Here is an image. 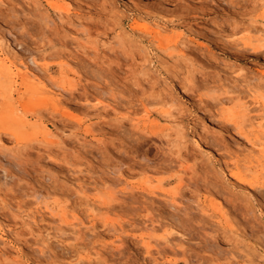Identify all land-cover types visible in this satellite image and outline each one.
Segmentation results:
<instances>
[{
	"label": "rangeland",
	"instance_id": "obj_1",
	"mask_svg": "<svg viewBox=\"0 0 264 264\" xmlns=\"http://www.w3.org/2000/svg\"><path fill=\"white\" fill-rule=\"evenodd\" d=\"M0 50V264H264V0H0Z\"/></svg>",
	"mask_w": 264,
	"mask_h": 264
},
{
	"label": "bare ground",
	"instance_id": "obj_2",
	"mask_svg": "<svg viewBox=\"0 0 264 264\" xmlns=\"http://www.w3.org/2000/svg\"><path fill=\"white\" fill-rule=\"evenodd\" d=\"M59 12V11H58ZM258 41L262 44V39H258ZM0 52H3L2 50H0ZM22 67V66H21ZM38 60L37 59H35L34 57H32L31 59H30V63H29V65H26L25 64V68L31 73V74H33L35 77H38L39 76V72H38ZM189 73V72H188ZM192 74H193V72H192ZM188 75V74H187ZM193 79V78H192ZM257 103L258 104H260L261 106H263L264 107V102L263 101H257ZM244 108H246V107H244ZM170 114V113H169ZM250 114H252V111L251 110H249L248 108L246 109V112H245V116L246 117H248L249 118V123H250V126L249 127H252V129H253V131H258L259 133H260V135L262 136H260V135H258L257 137L255 136V137H252V138H248V141L254 146V147H258V143H260V141L262 140V138H264V122L263 121H261V122H256L255 120L256 119H254V120H252V118H251V116H249ZM254 118V117H253ZM246 120V119H245ZM248 120V119H247ZM246 122H248V121H246ZM256 122V123H255ZM236 125V124H235ZM248 126V125H247ZM237 128L236 129H238V130H240V131H243L244 129H245V127H246V125H245V123H242V124H237V126H236ZM204 129V128H203ZM261 148V147H260ZM260 152V151H259ZM263 153V152H262ZM261 155V154H260ZM259 155V156H260ZM263 156V155H262ZM263 160V159H262ZM255 162V161H254ZM257 162V161H256ZM258 162H260V161H258ZM221 163H224V162H221ZM259 164H261V163H259ZM226 166H227V164H226ZM229 166V165H228ZM225 168V167H224ZM231 175V177H234V178H236V179H241V177H240V175L238 174V173H231L230 174ZM237 181V180H236ZM239 182V181H238ZM243 182V181H242ZM256 184V183H255ZM251 186H252V188H254V189H256L255 188V186L253 185V183L252 184H250ZM248 187V186H247ZM257 187V186H256ZM251 188V189H252ZM258 189V188H257ZM259 190V189H258ZM116 195V194H115ZM102 198V197H101ZM116 201V200H115ZM95 208H96V206H95ZM96 209H94L93 208V211H95ZM96 212H98V211H96ZM68 214V213H67ZM68 216H69V214H68ZM38 217V216H37ZM70 218V217H69ZM73 218V217H72ZM74 219V218H73ZM44 221V220H43ZM76 221V220H75ZM79 223V222H78ZM76 225V224H75ZM71 227V226H70ZM72 227H73V225H72ZM75 227H77V226H75ZM62 233V232H61ZM65 233V232H64ZM63 236H64V234H63ZM66 236V235H65ZM1 243V242H0ZM2 244V243H1Z\"/></svg>",
	"mask_w": 264,
	"mask_h": 264
}]
</instances>
